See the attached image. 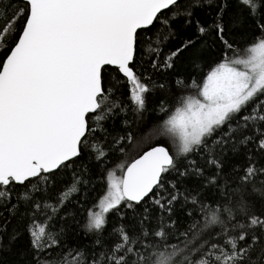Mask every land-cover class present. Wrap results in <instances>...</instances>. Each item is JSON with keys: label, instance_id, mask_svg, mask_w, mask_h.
Listing matches in <instances>:
<instances>
[{"label": "snow or ice", "instance_id": "obj_1", "mask_svg": "<svg viewBox=\"0 0 264 264\" xmlns=\"http://www.w3.org/2000/svg\"><path fill=\"white\" fill-rule=\"evenodd\" d=\"M178 23L193 32L165 54ZM238 29L251 34L243 48L227 38ZM141 44L156 73L182 58L192 71L153 81L136 68ZM0 53V206L20 219L0 224V251L27 234L32 264H264V0H0ZM166 89L171 104L154 111L167 143L107 171L85 212L92 239L64 244L66 229L51 225L88 182L76 161L102 163L122 139L108 122L143 121L149 95ZM66 169L72 179L54 191ZM188 178L200 186L183 188ZM189 204L181 229L176 206Z\"/></svg>", "mask_w": 264, "mask_h": 264}, {"label": "trees", "instance_id": "obj_2", "mask_svg": "<svg viewBox=\"0 0 264 264\" xmlns=\"http://www.w3.org/2000/svg\"><path fill=\"white\" fill-rule=\"evenodd\" d=\"M9 0H4V4L7 5ZM201 19H205L203 13H198ZM159 29H153V32H156ZM177 37L168 42L164 47L165 54L179 46L180 42L191 35L193 32L192 27H184L182 23L176 25ZM250 33L245 34L244 29L233 30L231 34L228 35L230 41H234L237 47L243 48L245 46V41L249 39ZM145 45L141 44L140 51L137 54L136 68L139 72H145L151 76L153 81H159L165 83L166 85H171L172 81L175 79L177 74L187 73L192 71L188 67L187 60L182 58L177 61L176 66L173 70L168 72L156 73L153 71L148 64L149 57L145 53ZM5 53H0V59L3 58ZM219 51L217 49H212L211 52L206 53V57L211 59L219 58ZM206 71V69H205ZM106 81L114 82V74L108 75L106 73ZM120 93H123V97L127 98V85L121 84L119 86ZM119 95V93H117ZM160 99H167L169 104H171V98L167 95V89L164 92H154L148 97V112L144 115V120L136 118L132 114L127 116L119 115L113 118L112 121L108 122V127L111 132L112 138H122L119 140L118 144H113L109 148L108 157L102 162L97 163L95 160L90 157H81L80 160L76 161L75 170L81 171L82 167H86L88 171L85 173L87 178V184L81 187V192L78 196L68 205L65 206V209L60 213L61 217L64 219L57 218L51 225L53 232H59L61 228L66 229L65 238H63L64 244H80L86 246L89 244V241L92 237L84 238L83 233L85 231V212L91 207L101 195L106 190L105 178L107 171L116 170L117 174H121L122 167L126 165L133 157L138 155L146 147L156 144V143H166L167 141L163 138H160L155 133V128L159 120L162 119V116H159L158 113L154 111L157 107V102ZM127 119L128 123H124V120ZM130 137V138H129ZM199 163L203 164V157H197ZM225 159L229 162L230 165L244 163L243 156H233L231 153L228 154ZM83 161V165H82ZM73 177V169H66L61 174L52 178L55 185L54 191L62 189L65 184H67ZM63 182V183H62ZM200 181L196 178H188L183 185V188H198L200 186ZM20 189H17L19 191ZM202 192L208 196L209 199H212V194L208 193L206 189H202ZM16 201L13 200L12 203ZM184 208L191 209V205H181L176 206V212L174 214V219H177L178 226L183 229L188 223L189 218L186 217ZM11 205L0 206V224H3L5 221H10L9 231L14 230L19 224V218H13L10 212ZM21 213H23V206H21ZM257 212L264 213V202L257 203ZM111 219V218H110ZM75 221V222H74ZM7 245V239L5 240ZM60 249H55L50 252V257H55ZM30 253L29 242L27 234L21 235V237L16 241L15 244L8 248L7 246L0 251V264H32L31 259L28 258ZM45 258V257H40Z\"/></svg>", "mask_w": 264, "mask_h": 264}, {"label": "water", "instance_id": "obj_3", "mask_svg": "<svg viewBox=\"0 0 264 264\" xmlns=\"http://www.w3.org/2000/svg\"><path fill=\"white\" fill-rule=\"evenodd\" d=\"M157 144V143H156ZM156 144H153V145H150V146H148V147H146L144 150H142L138 155H136L135 157H133L127 164H130V163H132L134 160H136V159H138L141 155H143V153L145 152V151H147L148 150V148L149 147H151V146H155ZM126 164V165H127ZM122 171H123V169H122ZM122 171H121V174H122Z\"/></svg>", "mask_w": 264, "mask_h": 264}, {"label": "rangeland", "instance_id": "obj_4", "mask_svg": "<svg viewBox=\"0 0 264 264\" xmlns=\"http://www.w3.org/2000/svg\"><path fill=\"white\" fill-rule=\"evenodd\" d=\"M167 143V142H166Z\"/></svg>", "mask_w": 264, "mask_h": 264}]
</instances>
